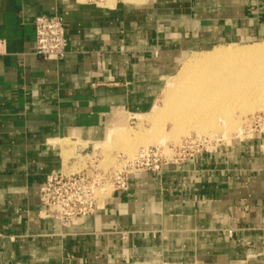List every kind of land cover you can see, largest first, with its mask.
I'll use <instances>...</instances> for the list:
<instances>
[{"label":"crops","instance_id":"obj_1","mask_svg":"<svg viewBox=\"0 0 264 264\" xmlns=\"http://www.w3.org/2000/svg\"><path fill=\"white\" fill-rule=\"evenodd\" d=\"M40 14L64 23L63 60L35 51ZM261 39L264 0H0V264H264V131L134 174L80 223L40 200L70 150L153 110L192 53Z\"/></svg>","mask_w":264,"mask_h":264},{"label":"built area","instance_id":"obj_2","mask_svg":"<svg viewBox=\"0 0 264 264\" xmlns=\"http://www.w3.org/2000/svg\"><path fill=\"white\" fill-rule=\"evenodd\" d=\"M34 25L36 53L46 59L63 60L67 53L68 39L61 18L40 14L36 16ZM262 131L264 127L253 132ZM217 144L219 142L205 136H189L166 148L160 145L142 147L134 157L117 153L114 165L109 168L101 166L100 156L95 152L98 148H92L89 153H78L68 162V166L47 175L40 188L43 214L58 220L62 226L80 223L101 209L113 192L127 191L131 186L132 175L159 173L166 164H180L196 159ZM227 233L232 236L233 230Z\"/></svg>","mask_w":264,"mask_h":264},{"label":"bare ground","instance_id":"obj_3","mask_svg":"<svg viewBox=\"0 0 264 264\" xmlns=\"http://www.w3.org/2000/svg\"><path fill=\"white\" fill-rule=\"evenodd\" d=\"M180 72L187 82L174 89L168 98L166 96L162 110L159 109L154 116L156 137L158 132L162 133L163 121L173 122L175 137L188 128H195L199 135H207L210 129H216L221 123L224 127L232 124L235 109L251 112L258 105L261 107L260 99L264 98V42L215 47L208 55L188 59ZM127 132L126 128L114 130L110 142L127 140ZM133 145L129 144V149H133ZM68 162H64L65 167Z\"/></svg>","mask_w":264,"mask_h":264},{"label":"rangeland","instance_id":"obj_4","mask_svg":"<svg viewBox=\"0 0 264 264\" xmlns=\"http://www.w3.org/2000/svg\"><path fill=\"white\" fill-rule=\"evenodd\" d=\"M133 1H143V0H133ZM262 41L263 40L261 39V40H251V41H244V42H235V43H232V45H235V46L236 45H239V46L254 45L256 44V42H262ZM229 44L230 43H221L219 44L220 46L218 45V47L228 46ZM214 49L208 48V49L202 50L204 52L200 51L202 53H199V54L192 53L190 56H192L191 58H199V57L208 55L210 51ZM186 82H187V78L184 77L181 72H179L176 76L169 78L163 92L161 93L156 103L157 105L155 106L153 110H151L149 113L145 115H138L133 118L131 117V115L128 116L127 122L124 126L128 131L127 140H119V141H113V142L108 141L107 143H103L100 145L95 144V148H98L97 151L95 152L98 153V155L100 156L101 166L105 168H109L113 166L115 163L114 158L117 153H123L128 157H134L137 154V152L140 150V148L147 147L150 145H160L166 148L168 145L173 144V143L176 144L180 142L182 139L187 138L189 136H191L192 138H194L195 136H205L207 137V139H210L212 141L219 142V143H222V142L225 143V142H230L234 139L245 137L248 134L252 133L253 131L260 130L264 127V106H263L264 98H261L260 99V101L262 100V102H260V104L262 105L261 107L260 105H258L259 107L257 109L255 108V110H251V112H248L249 110L244 112L240 110L237 111L235 109L234 111L236 112L233 113L234 117H233L232 124H229L224 127L222 126V123H221L220 124L221 126H218L216 129H213V128L210 129V132L207 135L206 134L199 135L198 130H196L195 128H192V129L188 128L184 133H181L180 135H178L179 137L178 136L175 137L173 136V133H175L174 130L176 127L173 124V122L167 120L161 123L162 133L160 135V133L158 132L157 137H156L155 130L157 128V122H155L154 116L156 115L159 109L162 110L164 106L163 104L164 99H167L170 96L169 94H171L174 91V89L180 87L179 85L184 86ZM255 107H257V105ZM170 134L172 135V137H170L171 136ZM161 136L163 137L166 136V138L165 139L160 138ZM150 138L151 139L154 138V139L151 140ZM128 143L135 144V146L133 145V149H129ZM73 151L70 150V153H69L70 156H74V155H77L78 153H81V152L74 153ZM83 152L89 153L91 151H83Z\"/></svg>","mask_w":264,"mask_h":264}]
</instances>
